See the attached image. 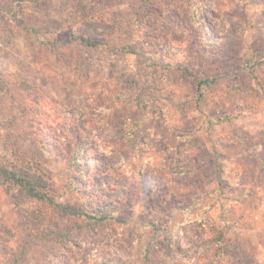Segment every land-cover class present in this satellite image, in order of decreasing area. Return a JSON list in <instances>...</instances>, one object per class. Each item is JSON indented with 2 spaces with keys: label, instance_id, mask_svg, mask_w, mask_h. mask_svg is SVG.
<instances>
[{
  "label": "rangeland",
  "instance_id": "obj_1",
  "mask_svg": "<svg viewBox=\"0 0 264 264\" xmlns=\"http://www.w3.org/2000/svg\"><path fill=\"white\" fill-rule=\"evenodd\" d=\"M17 165L0 264H264V0H0Z\"/></svg>",
  "mask_w": 264,
  "mask_h": 264
},
{
  "label": "trees",
  "instance_id": "obj_2",
  "mask_svg": "<svg viewBox=\"0 0 264 264\" xmlns=\"http://www.w3.org/2000/svg\"><path fill=\"white\" fill-rule=\"evenodd\" d=\"M199 43L202 49H208L210 47H215L213 40H209L208 43L199 39ZM219 49V48H218ZM216 48V50H218ZM0 178L3 180V183L11 187L15 191V198L23 197L28 201L33 202H42L48 204L54 209L60 210H69L70 206H65V203L68 201L64 198L59 202V199L56 198L53 189L50 191L44 189V186L41 185V180L32 173L25 172L20 165L14 167H4L0 170ZM53 193V194H52ZM76 213V212H75ZM99 215V213H97ZM77 215L85 217V211L78 212ZM108 214H102L98 217L97 215H87V218L95 221L106 220L108 219Z\"/></svg>",
  "mask_w": 264,
  "mask_h": 264
}]
</instances>
